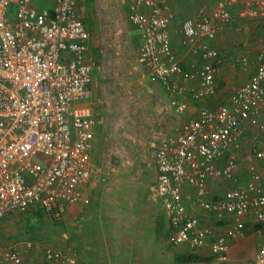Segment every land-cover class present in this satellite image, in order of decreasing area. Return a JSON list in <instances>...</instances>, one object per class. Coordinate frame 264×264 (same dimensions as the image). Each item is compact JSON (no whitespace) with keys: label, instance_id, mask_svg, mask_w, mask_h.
Masks as SVG:
<instances>
[{"label":"built area","instance_id":"1","mask_svg":"<svg viewBox=\"0 0 264 264\" xmlns=\"http://www.w3.org/2000/svg\"><path fill=\"white\" fill-rule=\"evenodd\" d=\"M34 1L0 0V221L32 212L58 221L69 206L88 202L83 190L96 125L84 105L95 69L89 32L77 0H55L51 8ZM210 1L209 10L201 5L182 21L180 41L193 57L185 66L172 43V3L120 0L140 35V61L169 90L179 115L190 101L218 93L224 57L214 42L221 30L240 32L239 19L262 28L263 46L253 63L242 55L234 60L244 69L255 65L250 78L215 107L198 104V115L155 152L156 193L169 215V241L206 247L217 264L227 259L228 242L243 235L248 220L264 224V0ZM248 128L251 138L241 156ZM241 163L247 164L245 179L239 177ZM216 180L231 186L214 197L210 183ZM35 250L31 241L0 247V264H29ZM45 261L78 264L52 248ZM254 263L264 264V244Z\"/></svg>","mask_w":264,"mask_h":264},{"label":"crops","instance_id":"2","mask_svg":"<svg viewBox=\"0 0 264 264\" xmlns=\"http://www.w3.org/2000/svg\"><path fill=\"white\" fill-rule=\"evenodd\" d=\"M168 1L175 14L171 26L174 50L183 65L191 66L193 57L180 41L181 24L184 18L195 15L199 6L209 10L211 1ZM54 3L55 0L34 1L39 8H51ZM238 8L236 5L234 14ZM76 9L89 32L88 56L95 62L91 95L84 102L96 124L90 176L83 190L88 202L68 207L63 218L67 231L59 233L63 240L60 248L48 247L75 257L78 264H180L175 262V255L191 248L169 241V215L156 193L155 152L183 121L198 115V104L215 107L229 98L235 86L250 78L255 65L244 69L234 60L242 55L253 63L263 46L262 28L239 19L240 32L230 27L221 30L214 42L224 57L217 74L218 93L201 102L190 101L188 111L179 115L170 102L169 90L140 61V35L130 25L120 0H77ZM246 165L238 167L241 179L246 177ZM230 186L223 180L210 183L214 197ZM32 229L35 227L26 234L18 232L16 239L35 234ZM23 241L37 245L30 264H61L46 263L48 247L39 241L14 242ZM228 244L227 259L217 264H255V255L264 244V224L248 220L243 235ZM194 252L210 254L206 247Z\"/></svg>","mask_w":264,"mask_h":264},{"label":"rangeland","instance_id":"3","mask_svg":"<svg viewBox=\"0 0 264 264\" xmlns=\"http://www.w3.org/2000/svg\"><path fill=\"white\" fill-rule=\"evenodd\" d=\"M136 34H133V35H136ZM222 77L224 78V76L223 75L221 76L220 83H223ZM223 88L224 87H221V89ZM263 119H264V111L261 115V120ZM245 131L246 132L242 137V141H241L242 143L240 145V148L238 149V154L244 153V151L248 149L249 140L251 138L250 137L251 131L249 130V128L246 129ZM33 227H35L36 229L35 234L30 233L28 235H25L23 237L16 239L15 236H17L18 232L26 231ZM66 228H67L66 222L63 219L55 221V220L45 218L40 213L36 214L35 212L19 213L10 218L3 219L0 221V247L6 246L10 244L11 242L18 241L21 239L23 240L30 239L35 242L37 241L41 242L42 243L41 246H43L44 248H47L48 246L53 247V248H57V247L60 248L59 242L63 240L59 233L62 231H65ZM199 249L191 248L189 252L199 251ZM194 253H197V252H194ZM200 254H203L206 256H212L211 253L204 254V252H202ZM208 264H214V259L212 260L211 263H208Z\"/></svg>","mask_w":264,"mask_h":264},{"label":"trees","instance_id":"4","mask_svg":"<svg viewBox=\"0 0 264 264\" xmlns=\"http://www.w3.org/2000/svg\"><path fill=\"white\" fill-rule=\"evenodd\" d=\"M34 230L36 229H32V231ZM27 232L25 231L24 233L26 234ZM213 259L214 257L212 256H206L200 253H194L189 251L178 253L175 255V262L180 264H208L211 263Z\"/></svg>","mask_w":264,"mask_h":264}]
</instances>
